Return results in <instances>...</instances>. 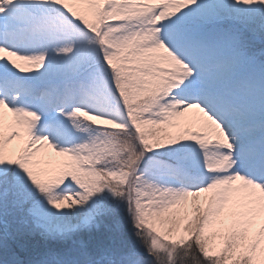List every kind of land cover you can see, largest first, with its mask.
<instances>
[{
  "label": "snow or ice",
  "instance_id": "obj_1",
  "mask_svg": "<svg viewBox=\"0 0 264 264\" xmlns=\"http://www.w3.org/2000/svg\"><path fill=\"white\" fill-rule=\"evenodd\" d=\"M0 264H264V0H0Z\"/></svg>",
  "mask_w": 264,
  "mask_h": 264
}]
</instances>
